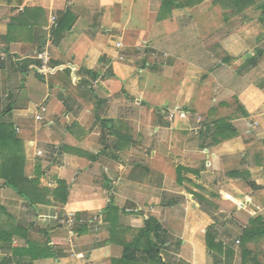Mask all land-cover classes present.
Segmentation results:
<instances>
[{
  "label": "crops",
  "instance_id": "obj_1",
  "mask_svg": "<svg viewBox=\"0 0 264 264\" xmlns=\"http://www.w3.org/2000/svg\"><path fill=\"white\" fill-rule=\"evenodd\" d=\"M263 14L264 0H0V117L32 197L0 178V264H116L149 220L163 264H264V88L248 83L264 77ZM177 110L204 117L199 133ZM147 253L133 264H157Z\"/></svg>",
  "mask_w": 264,
  "mask_h": 264
},
{
  "label": "trees",
  "instance_id": "obj_2",
  "mask_svg": "<svg viewBox=\"0 0 264 264\" xmlns=\"http://www.w3.org/2000/svg\"><path fill=\"white\" fill-rule=\"evenodd\" d=\"M260 21L262 24H264V14L262 15ZM258 87L264 88V80ZM10 114L11 112L7 113L6 117H0V157L3 160L0 167V178L5 181V185L7 187H10L13 191L18 193L19 196L31 201V194H29V191L27 192V189L25 187V183L28 181L22 175V159L24 157L22 142L16 136L13 123L7 118V116H10ZM224 131L226 132L227 130H225L223 126H220V128H218V132ZM230 131L235 134L234 130ZM201 134L205 135V131ZM181 171L182 169L178 168V172L181 173ZM113 228L115 227L112 226V238L115 237V230ZM159 229L160 227L156 224L155 221L149 220L147 222L146 228L140 232L138 237L134 240V243L125 247L126 251L124 257L120 261H117L116 264H133L136 259V252L141 251L142 248L144 249V251L148 252L147 256L143 258H150L151 261H154L157 264H163L160 260V253L158 252V250L160 249V243L158 239L154 240L152 238V234L156 236L158 233L156 231H158ZM207 240L209 242V238ZM51 243L52 242L44 247V252L42 253L41 257H56L57 254L52 250Z\"/></svg>",
  "mask_w": 264,
  "mask_h": 264
},
{
  "label": "built area",
  "instance_id": "obj_3",
  "mask_svg": "<svg viewBox=\"0 0 264 264\" xmlns=\"http://www.w3.org/2000/svg\"><path fill=\"white\" fill-rule=\"evenodd\" d=\"M58 28V21L55 17H52L50 19L49 25L46 28V31L48 32V38L47 41L45 43V45L43 47H41L40 49H38L35 52V57L37 60L40 61L41 66H40V70L44 71V72H48L49 71V65H50V61H51V55L50 52L48 50V47L52 45L53 40H54V35L55 32ZM122 45L120 43L117 44V47H121ZM142 53V58L144 60H150V58H157L156 53L152 52L149 53L147 51V48L142 49L141 51ZM121 60H123V58H120ZM147 66H149V63H145ZM41 110V113L37 115V119L41 120L42 119V114H44L46 112V109L43 107ZM190 120V119H194L195 121H197L198 123H201V120L198 116H196L193 112L191 113L190 111L187 110H177V111H173V112H169L168 114V120L173 122L175 120ZM39 155H42V152H39ZM62 224L66 225L68 228H72L75 227L78 223H81V221H78L76 216L73 213L68 214L67 216H65V218H63V220L61 221ZM78 258L80 259H84V256L82 254L78 255Z\"/></svg>",
  "mask_w": 264,
  "mask_h": 264
},
{
  "label": "rangeland",
  "instance_id": "obj_4",
  "mask_svg": "<svg viewBox=\"0 0 264 264\" xmlns=\"http://www.w3.org/2000/svg\"><path fill=\"white\" fill-rule=\"evenodd\" d=\"M261 66H262V68L260 69V71L261 72L263 71V73H264V64H262ZM250 69H252V68H250ZM259 75L260 74H258V73L257 74L255 73V74L249 75V77H248L249 82L248 83H251L252 82L255 85L259 86L263 82V80H264V77L258 78ZM199 118L201 120V123H198L197 121H195L194 119H192L193 120V124H195L196 126H199V127H196V130L194 129V132H198V133L200 131V126L202 125V123L204 121V117H200L199 116Z\"/></svg>",
  "mask_w": 264,
  "mask_h": 264
}]
</instances>
